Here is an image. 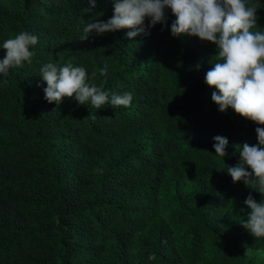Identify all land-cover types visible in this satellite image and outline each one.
I'll use <instances>...</instances> for the list:
<instances>
[{
    "label": "trees",
    "instance_id": "16d2710c",
    "mask_svg": "<svg viewBox=\"0 0 264 264\" xmlns=\"http://www.w3.org/2000/svg\"><path fill=\"white\" fill-rule=\"evenodd\" d=\"M248 2L264 31V0ZM88 8L0 0V60L7 38L38 37L32 63L0 76V264H264V237L241 225L248 195L264 196L226 171L236 145L258 143L257 125L213 102L215 46L174 37L170 10L167 28L135 41L128 29L82 40L85 23L114 12L110 0ZM69 61L109 98L132 93L131 106L48 103L40 68ZM216 136L228 139L225 158Z\"/></svg>",
    "mask_w": 264,
    "mask_h": 264
},
{
    "label": "clouds",
    "instance_id": "9594fccd",
    "mask_svg": "<svg viewBox=\"0 0 264 264\" xmlns=\"http://www.w3.org/2000/svg\"><path fill=\"white\" fill-rule=\"evenodd\" d=\"M91 12L97 0H88ZM114 5L112 17L106 21L92 19L83 26L82 40L89 34L114 33L128 29L126 38L135 41L140 35H149V28L162 24L167 28V10L175 19L171 23L174 37H198L202 42L216 48L212 58L213 67L205 75V83L216 89L212 100L221 113L232 109L237 115L257 125L255 131L258 143L236 145L239 163L227 166V173L233 183L243 182L246 187L264 196V31L257 22L258 7L248 0H110ZM146 20L149 22L146 26ZM79 27V26H78ZM38 43V37L21 31L7 38L2 44L6 51L0 60V76L7 77L10 70L32 63L35 52L31 50ZM199 69L200 65L197 64ZM105 65L101 76H107ZM40 77L47 84L44 88L48 103L61 104L65 98L75 99L80 105L91 104L101 109L106 104L113 107H130L133 94H112L103 85L95 83L96 73L89 76L84 67L66 64L45 63L40 68ZM91 81V82H89ZM55 111V110H54ZM215 155L225 158L228 139L214 137ZM225 161V160H224ZM249 169L251 171H249ZM258 189V191H257ZM244 203L251 210L241 225L255 238L264 237V200L257 202L249 194ZM155 254L149 260H155Z\"/></svg>",
    "mask_w": 264,
    "mask_h": 264
}]
</instances>
